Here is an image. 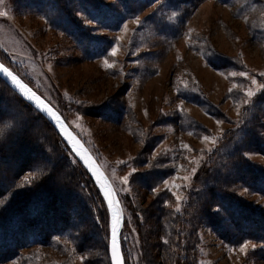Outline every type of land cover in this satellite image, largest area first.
Here are the masks:
<instances>
[{"label":"rangeland","instance_id":"obj_1","mask_svg":"<svg viewBox=\"0 0 264 264\" xmlns=\"http://www.w3.org/2000/svg\"><path fill=\"white\" fill-rule=\"evenodd\" d=\"M42 5L0 0V62L62 116L110 180L123 212L124 264H170L163 261L162 248L168 243V219L181 215L192 200L196 175L222 149L221 142L233 138L250 147L241 155L264 171V155L246 140L260 109L258 133H253L264 139V105L253 102L264 94V0H155L133 15L112 5L117 17L102 11L90 16L69 0L76 29L57 7ZM0 108L14 115V109ZM38 126L25 130L31 134ZM66 154L83 174L70 150ZM154 170L151 187L137 180ZM34 174H23L16 186ZM228 174L233 180L244 172ZM95 188L88 187L92 195L85 194L97 209L88 241L75 244V234L63 227L48 241L25 245L0 264H107L103 251L109 214ZM233 188L238 198L264 214V196L239 184ZM157 204L165 214L158 213ZM107 260L110 264L108 254ZM192 260L264 264V244L230 245L201 223Z\"/></svg>","mask_w":264,"mask_h":264},{"label":"trees","instance_id":"obj_2","mask_svg":"<svg viewBox=\"0 0 264 264\" xmlns=\"http://www.w3.org/2000/svg\"><path fill=\"white\" fill-rule=\"evenodd\" d=\"M36 1L40 6L49 4L57 7L58 12L66 16L68 25L74 29L79 26L68 11L69 0ZM76 1L87 14L91 13L90 16L102 11L106 15L112 13L117 17L114 13L118 11L123 15H133L155 0H112L113 4L109 7L101 6L96 0ZM202 1L204 0H189L192 3ZM112 5L118 11H112ZM81 37L84 38L85 35L82 34ZM260 96L261 100L258 98L257 102H253L264 105V94ZM0 104L14 109V115H10L0 108V263L13 257L16 250L25 245L48 241L51 235L63 227L75 234L74 240H78L75 244L81 245L88 241L89 232L91 228L94 229L92 220L96 219L97 209L90 204L85 194L88 193V187L95 188L94 184L83 168L84 175L70 164L69 158L65 156L69 149L53 127L1 79ZM260 114L261 109L257 110L254 119L250 121L248 129L251 131L246 132V140L253 151L264 155L261 150L264 139L253 133L257 132L254 128ZM19 123L20 128L17 127ZM37 123L39 126L34 133H27L25 129H32ZM220 147L222 149L218 148L211 155L209 164L199 169L192 200H189L183 213L173 214L168 219L170 233L168 243L162 246L163 261H169L170 264H180L179 261L182 264H192V249L201 223H207L215 235L227 244L239 245L244 241L264 244V214L244 203L232 192L235 184H239L264 196V171L241 155L248 147L235 144L233 138L221 142ZM230 147L231 150L226 152ZM30 150L34 153L29 152ZM37 157L43 158L44 164L39 163L35 159ZM230 170L234 173L243 170L244 174L231 180L228 174ZM31 171L35 172L34 177L16 186L18 178ZM155 171L142 178L138 176L137 180L142 179L147 187H151L156 178ZM216 208L221 211H215ZM156 209L162 215L166 212L159 205ZM103 252L109 264L107 249Z\"/></svg>","mask_w":264,"mask_h":264},{"label":"water","instance_id":"obj_3","mask_svg":"<svg viewBox=\"0 0 264 264\" xmlns=\"http://www.w3.org/2000/svg\"><path fill=\"white\" fill-rule=\"evenodd\" d=\"M0 65H3L0 62ZM4 66V65H3ZM5 67V66H4ZM7 68V67H6ZM17 79L24 85H26L28 92L27 95L35 94L33 100H29L25 97V94H22L20 90L13 85L11 79L6 77L4 74L0 73V79L5 83V85L11 89L22 101L28 104L34 111H36L46 122H48L53 129L57 132L63 143L70 150L73 156L77 159L79 164L82 166L96 189L98 190L101 198L103 199L105 206L109 214V223L110 230L107 243V254L110 264H113V238H112V225L113 219L116 221V251L120 258L121 264H124L121 245H120V230L123 222V212L118 196L102 170L95 158L79 139V137L69 128L62 116L47 102L45 101L38 93H36L30 86H28L24 81H22L16 74L9 70ZM35 97H39L41 108L50 109L56 116L59 117V120H54L45 112L37 108L35 103ZM87 161V163H86ZM107 193V197L105 195Z\"/></svg>","mask_w":264,"mask_h":264},{"label":"snow or ice","instance_id":"obj_4","mask_svg":"<svg viewBox=\"0 0 264 264\" xmlns=\"http://www.w3.org/2000/svg\"><path fill=\"white\" fill-rule=\"evenodd\" d=\"M2 15H4V13H3V12H0V16H2ZM85 19H86V21H87V18H85ZM88 22H90V23H95L94 21H88ZM115 51H116V49L113 48V49H112V52L109 53V55H110V56L113 55V54L115 53ZM105 63L107 64V61H105ZM107 66H108L109 68L112 67L111 64H108ZM0 73L4 74L6 77H9V78L11 79V82L13 83V85H14L15 87H17V88L20 90V92H21L22 94H25V97H26L27 99H29V100H33L35 94L33 93L32 95H27L28 89H27L26 85L22 84V83L17 79V77H16L15 75H13V74L9 71L8 68L4 67L3 65H0ZM240 75L243 76V75H245V73H240ZM262 75H264V74H262ZM253 82H255V81H253ZM230 91H231V90H230ZM248 95H249V96H252L253 93L249 92ZM35 103H36L37 108H39V109L42 110V111H45V112L50 116V118H52V119H54V120H57V121L59 120V117L56 116L55 113H53L50 109L41 108V104H40L39 97H35ZM246 103H247V101H246ZM86 163H87V161H86ZM121 163H124V162H121ZM130 175H131V174H130ZM124 180H125V182H127L128 177H125ZM105 195H106V197H107V193H105ZM215 211L219 212V211H221V209H220V208H216ZM112 238H113V244H112V248H113V264H121V262H120V258H119V256H118L117 251H116V243H115V241H116V221H115V218L113 219V225H112ZM240 251H241V252H244V247H241Z\"/></svg>","mask_w":264,"mask_h":264}]
</instances>
